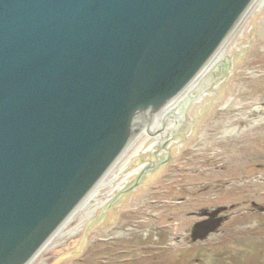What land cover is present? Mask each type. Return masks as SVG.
<instances>
[{
  "label": "water",
  "instance_id": "95a60500",
  "mask_svg": "<svg viewBox=\"0 0 264 264\" xmlns=\"http://www.w3.org/2000/svg\"><path fill=\"white\" fill-rule=\"evenodd\" d=\"M256 1L0 0V264L38 256Z\"/></svg>",
  "mask_w": 264,
  "mask_h": 264
},
{
  "label": "rangeland",
  "instance_id": "374dc122",
  "mask_svg": "<svg viewBox=\"0 0 264 264\" xmlns=\"http://www.w3.org/2000/svg\"><path fill=\"white\" fill-rule=\"evenodd\" d=\"M260 2L199 86L173 103L182 120L164 119L167 108L160 112L155 135L144 131L134 141L30 264H264ZM153 164L138 187L121 194Z\"/></svg>",
  "mask_w": 264,
  "mask_h": 264
},
{
  "label": "bare ground",
  "instance_id": "6f19581e",
  "mask_svg": "<svg viewBox=\"0 0 264 264\" xmlns=\"http://www.w3.org/2000/svg\"><path fill=\"white\" fill-rule=\"evenodd\" d=\"M257 2V1H256ZM260 5L262 6V5H264V1H262L261 0V2H260ZM222 57L223 55L222 54H219L213 61H212V63H211V65H210V67L212 66V64L213 63H215V61H217L216 59L218 58V57ZM207 70H209V67L207 68ZM204 71L190 86H189V88L186 90V92H184L182 95H181V98L179 99V100H177L178 102H180L184 97H188V95L191 93V91H193L195 88H197L198 86H199V84H198V81L200 80V78L202 77V76H205L207 73H208V71ZM176 101V104L178 103ZM175 105H173V103L170 105V106H168L167 107V109L165 110L166 111V113H164L163 114V118L165 119H172V121L174 122V123H176V122H180L182 119H180V118H183V116H184V112H180L179 110L178 111H176L175 110V107H174ZM159 117H156V119H154V121L156 122V123H158V125H156V127H152V128H154V129H157V127L159 128ZM152 126V125H151ZM128 160H130V159H127L126 160V162H124L123 164H122V166H121V169H120V171H119V173H116L115 175H114V178L113 179H116L118 176H119V174H120V172H121V170L122 169H124V167L126 166V164H127V161ZM140 169H137L136 171H134V173H137L138 171H139ZM96 192V191H95ZM94 194V193H93ZM92 194V195H93ZM91 195V196H92ZM90 196V197H91ZM94 198H95V196H94ZM92 202V201H91Z\"/></svg>",
  "mask_w": 264,
  "mask_h": 264
},
{
  "label": "flooded vegetation",
  "instance_id": "af4514ba",
  "mask_svg": "<svg viewBox=\"0 0 264 264\" xmlns=\"http://www.w3.org/2000/svg\"><path fill=\"white\" fill-rule=\"evenodd\" d=\"M215 213H216V211H214ZM214 212L212 213V215H214ZM211 217H213L214 218V224H213V226H215V225H217V224H219V222H220V218H218V216L217 215H214V216H211ZM209 226V225H208Z\"/></svg>",
  "mask_w": 264,
  "mask_h": 264
}]
</instances>
